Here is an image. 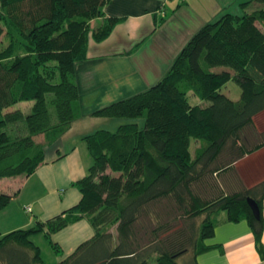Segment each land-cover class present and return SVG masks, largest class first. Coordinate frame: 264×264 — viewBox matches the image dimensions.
Masks as SVG:
<instances>
[{"label": "trees", "instance_id": "obj_1", "mask_svg": "<svg viewBox=\"0 0 264 264\" xmlns=\"http://www.w3.org/2000/svg\"><path fill=\"white\" fill-rule=\"evenodd\" d=\"M109 1L0 0V178L34 172L44 147L84 114L144 118L142 126L124 122L81 137L91 163L72 182L79 201L1 234L0 264H199L215 214L246 219L264 255V178L230 191L219 181L264 145L253 119L264 110V0L242 1L240 12L204 22L157 81L85 112L75 66L87 57L89 38L103 40L121 20L105 14ZM253 1L257 7L247 10ZM94 18L101 21L91 25ZM230 79L240 87L237 99L220 91ZM189 93L208 104L189 102ZM16 192L0 188V209ZM81 217L93 235L62 260L45 262L31 234L48 236Z\"/></svg>", "mask_w": 264, "mask_h": 264}, {"label": "crops", "instance_id": "obj_2", "mask_svg": "<svg viewBox=\"0 0 264 264\" xmlns=\"http://www.w3.org/2000/svg\"><path fill=\"white\" fill-rule=\"evenodd\" d=\"M242 1L246 0H110L104 6L105 14L121 20L103 40L89 38L87 57L75 66L82 111L143 90L157 81L201 24L229 7L237 8ZM100 21L101 18H94L91 25ZM258 116L264 119V110L253 118L256 129L262 131L264 125L258 124ZM100 118L87 113L74 120L59 140L44 147V160L34 172L7 179L2 188L17 192L0 209V235L44 221L79 201L81 193L72 182L85 175L91 163L81 137L102 128L100 123L106 119ZM220 178L226 191L263 179L264 145L244 154ZM262 204L264 217V194ZM93 233L87 217H81L48 236L40 230L31 238L34 234L32 240L45 262H57ZM50 241L57 243L61 251L56 252ZM203 242L208 247L197 253L199 264H264V255L246 219L234 221L220 215L213 235ZM261 242L264 248V229Z\"/></svg>", "mask_w": 264, "mask_h": 264}, {"label": "rangeland", "instance_id": "obj_3", "mask_svg": "<svg viewBox=\"0 0 264 264\" xmlns=\"http://www.w3.org/2000/svg\"><path fill=\"white\" fill-rule=\"evenodd\" d=\"M257 3L255 2H252L250 4H248L246 6V9L247 10H251L253 8H256L257 7ZM240 5L238 4L237 8L236 7H229L228 8V11H232V12H240L241 11V6L239 7ZM220 15V14H219ZM218 15V16H219ZM218 16L210 19V20H213L215 18H217ZM224 67H227V66H224V65H218L216 66L215 68L216 69H220V68H224ZM220 91L225 93L226 95H228L230 98L232 99H237L239 98L240 96V87L239 85L232 79L228 80L226 83H224L221 87H220ZM188 100L189 102L191 103H200L202 105H205V104H208V100H205V99H201L199 98L198 96L192 94V93H189L188 94ZM100 119H106V120H103L104 122L103 123H100L101 127L102 128H107V129H110V130H114L118 124L120 123H124V122H130V121H137L139 123L140 126H142L144 124V118L142 116H137V117H129V116H110V117H102ZM258 124H262L264 125V119L262 118V116H258ZM72 137V133L69 134L68 138H71ZM41 137L39 135H36V139L39 140ZM197 142L194 141L193 139H191V144H190V150L193 151L194 149V144H196ZM18 176V175H17ZM16 175L14 176H4L2 178H0V188L2 187H6V184L7 183V179H13L14 177H17ZM220 181V179H219ZM215 218H218V214H215ZM32 238H34V234L32 235ZM36 240V239H35ZM37 242V241H36ZM50 249V248H49ZM50 251H52L50 249ZM46 260V259H45ZM48 262V261H46ZM151 264V263H149Z\"/></svg>", "mask_w": 264, "mask_h": 264}, {"label": "water", "instance_id": "obj_4", "mask_svg": "<svg viewBox=\"0 0 264 264\" xmlns=\"http://www.w3.org/2000/svg\"><path fill=\"white\" fill-rule=\"evenodd\" d=\"M247 202L254 214L255 217H259V210H258V205L257 202L252 198V197H247Z\"/></svg>", "mask_w": 264, "mask_h": 264}, {"label": "built area", "instance_id": "obj_5", "mask_svg": "<svg viewBox=\"0 0 264 264\" xmlns=\"http://www.w3.org/2000/svg\"><path fill=\"white\" fill-rule=\"evenodd\" d=\"M26 209H27V210H30V207H29V206H27V207H26Z\"/></svg>", "mask_w": 264, "mask_h": 264}]
</instances>
